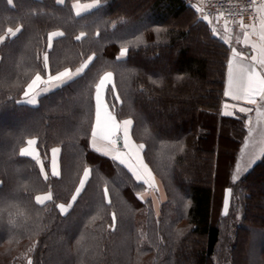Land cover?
Here are the masks:
<instances>
[{"label":"trees","instance_id":"obj_1","mask_svg":"<svg viewBox=\"0 0 264 264\" xmlns=\"http://www.w3.org/2000/svg\"><path fill=\"white\" fill-rule=\"evenodd\" d=\"M74 1L95 2L0 0V264H213L227 218L234 230L229 260L247 263L249 238L264 237V179L256 180L264 174V146L234 181L248 115L221 113L230 48L216 26L188 0H100L80 15ZM8 28L21 31L12 37ZM52 32L64 36L49 47ZM202 44L211 73L198 47L193 51ZM85 62L80 76L35 105L26 102L37 74ZM107 72L115 84L106 94L110 111L133 121L132 136L163 183L158 212L124 166L89 147L95 85ZM29 140L37 159L21 155ZM56 147L60 173L53 176ZM85 168L92 172L73 202ZM48 193L51 201L36 203ZM255 248L253 263L264 264V243Z\"/></svg>","mask_w":264,"mask_h":264},{"label":"snow or ice","instance_id":"obj_2","mask_svg":"<svg viewBox=\"0 0 264 264\" xmlns=\"http://www.w3.org/2000/svg\"><path fill=\"white\" fill-rule=\"evenodd\" d=\"M9 3H12V0H8ZM58 3L63 4L64 0H57ZM100 4V0H95L94 4L85 5L86 8L97 7ZM78 7V6H77ZM79 15V12H77ZM205 20H208V17H204ZM210 22V21H209ZM242 28L251 29L252 32L245 31L243 37V43L245 46L250 47L252 50V55H247L237 51L236 48H231V56L233 60L239 58L241 61L248 60L250 63L247 65H242L237 73L233 69V63L230 60L227 68V90L224 92L226 97L231 98L234 101H244L249 105H255L259 101H264V18H261L259 21V30L255 24L252 25H243L241 22ZM8 33L15 37L16 33L21 31L20 28H17L13 31L12 28H8ZM255 33L258 37L260 44L256 42H250V35ZM84 34L81 33V36H77L76 39L80 40ZM63 32H52L50 33L49 47H51L53 38L63 37ZM5 37L0 36V44L4 43ZM128 53V49L124 48L121 50L117 59L124 58ZM43 62L45 67L48 65V56L47 54L43 57ZM90 62V61H89ZM85 62L81 65L80 68L76 69V74L81 73L85 68L88 67V63ZM112 73L107 72L98 83L95 85V123L92 127L90 133V143L89 147L97 152H101V148L98 147V141L105 142L107 145H110L108 151H104L103 155L108 156L109 152L112 153L111 159L113 161H118L119 164L125 166L131 175L135 178L138 183L143 184L145 187H154L152 184V173L148 167V164L144 162L141 157V151L145 148L144 144H135L130 135V127L133 124V121L130 119H125L122 122L118 121L116 116L112 114L109 109L108 100L106 98L107 91L109 87L114 91L115 84L112 83ZM73 78V73L70 68H66L63 71H59L56 75H49L47 81H44L47 84L52 82H60L58 86H62L64 83L71 81ZM42 82L41 75L37 74L35 78L28 84L27 89L24 91V96L28 97L34 93ZM48 90V89H46ZM116 99H119L117 96ZM29 104H36L37 101L35 98L27 101ZM114 108L115 105H112ZM232 107L237 108V105H225V108ZM240 113H250L252 108L238 107ZM225 115H231L232 113L225 112ZM251 123V121H248ZM29 145L35 143L33 140L27 142ZM60 152L59 148L52 149V175L57 176L58 172L56 171V160L55 156ZM23 156H31L32 153L28 148H25L21 151ZM34 159L36 157H33ZM41 171L43 172V165L41 164ZM92 172L91 168H85L83 171V177L80 180V186L77 188L75 195L72 196V201L75 202L77 197L80 195V191L85 187L86 182L89 179L90 173ZM145 175L148 179H145ZM45 179H47V174L45 173ZM234 181L236 177L232 178ZM232 189L227 190L228 194H231ZM105 197L108 196V189H104ZM137 199H142V197L137 196ZM36 203L43 205L45 201H51L52 195L50 193L44 196H36ZM108 203L111 204V200H108ZM59 210L62 214L65 213L66 206L64 204L58 205ZM228 204L225 202V209H227ZM227 212H225V215ZM112 220L115 222L116 214H112ZM28 264H32L31 259L28 260Z\"/></svg>","mask_w":264,"mask_h":264},{"label":"rangeland","instance_id":"obj_3","mask_svg":"<svg viewBox=\"0 0 264 264\" xmlns=\"http://www.w3.org/2000/svg\"><path fill=\"white\" fill-rule=\"evenodd\" d=\"M189 3H191L195 9V11L198 12L200 11V6L197 3L196 0H188ZM200 15V14H199ZM200 17V16H199ZM204 23H207L209 25H214L215 27V35L222 40L223 42H225L231 51V48L234 47L235 45V38L231 37L229 35L228 32H226L227 30H225L227 27L225 25H222L220 23L216 24L212 21L207 22L205 20H203ZM196 45V44H195ZM199 49H198V48ZM197 48V50H196ZM206 48L202 45L199 46H193V51H195V55H199V56H203L202 58H206L208 60V63H210V68H209V72L211 73V65L213 64V62H211V60L209 58H207L206 54H205V50ZM215 63V61H214ZM48 76L42 77V82L40 83L39 87L37 88V90L32 93L30 96L25 97L26 98V102L30 99L35 98L36 99V94L40 95V94H45L48 93V91L50 92V90H52V88H54L53 84H47L44 81H47ZM31 83V82H30ZM42 83H45V86L42 85ZM58 83H56L57 86ZM28 86V85H27ZM27 89V88H26ZM25 89V90H26ZM41 89V90H40ZM48 89V90H46ZM40 90V91H39ZM37 101V99H36ZM37 104V103H36ZM35 105V104H32ZM260 114L258 112L257 115L253 116L251 123H248V136H247V140L244 144L242 153H241V158L239 160V163L237 164V168L235 171L234 176L237 178H239V176L241 175V173H243V171L248 168V165L250 164V162H252V160L255 158L256 154L261 150V148H263L264 146V123L260 122L261 119L263 120L264 118H262V115H264V108L263 109H259ZM34 141V140H33ZM99 147L101 148V152L103 153L104 151H108L110 149V146L107 145L105 142H101V145H99ZM28 148L29 151L32 153L31 157H36V159L38 158V150L37 147L34 144L32 145H27L26 147H24L23 149ZM112 153L109 152V157L111 158ZM39 164L41 166L42 162L39 161ZM43 165V164H42ZM44 166H43V171H44ZM51 171V170H50ZM45 173V171H44ZM59 175V174H58ZM145 179H148V177H145ZM264 179V174H258L256 177V180H258V182H261ZM152 184L154 185V187H146L147 188V192L146 193H142V197L144 199L150 197L153 201V207L155 209L156 212L159 211L161 204L166 201V193L164 191V189L161 187L160 184L155 183L152 181ZM80 186V185H79ZM79 188V187H78ZM81 192V191H80ZM46 194L40 195V196H44ZM46 202V201H45ZM69 207H66L65 212L68 211ZM232 221V219H231ZM233 227H232V222H230V218H227L224 221V224L222 225V235H221V240L219 243V248L217 249V252L213 258L214 261H212L213 264H231L230 259V247L231 244H233L234 242V235H233ZM264 237L261 235L260 237H256V236H251L249 238L248 241V248H247V252H246V256H247V263L245 264H254V257L257 256L256 251L257 249L255 247L261 246V244L264 243ZM254 254V255H253ZM28 264V262L26 263ZM191 264V262L189 263ZM193 264V261H192Z\"/></svg>","mask_w":264,"mask_h":264},{"label":"crops","instance_id":"obj_4","mask_svg":"<svg viewBox=\"0 0 264 264\" xmlns=\"http://www.w3.org/2000/svg\"><path fill=\"white\" fill-rule=\"evenodd\" d=\"M57 1V0H56ZM66 1L67 0H64V3L63 4H60V3H58L59 5H64L65 3H66ZM95 2H80V1H74L73 2V4H72V6H73V11H74V13L77 15V12H79V15L80 14H83V13H86V12H89L90 10H92L93 8H91V9H89V8H86V7H84L85 5H90V4H94ZM78 6V7H77ZM261 18H264V0H263V3H262V5H261V7H260V9H259V17H258V21L256 22V23H254L255 25H256V27H257V30H259V21H260V19ZM227 28L225 29V30H227L226 32H228L229 33V35L231 36V37H234L235 38V45H234V48H236L237 49V51H240V52H242V53H246L247 55H252L253 53H252V50H251V48L250 47H247V46H245L244 45V43H243V37H244V32L245 31H248V32H252V30L251 29H248V28H242L241 26H239V27H237V28H232L231 26H229V25H227L226 26ZM56 38V37H55ZM55 38H53V40L55 39ZM250 42H256L258 45L260 44V42L258 41V37H257V35L255 34V33H252L251 35H250ZM232 61V63H233V69L238 73L239 72V69H240V67L242 66V65H247L248 63H250V61H248V60H244V61H241L239 58H236L235 60H233V58H232V56H231V51L229 52V56H228V60H227V65H228V63H229V61ZM83 65V64H82ZM81 66H79V67H77V68H80ZM76 68V69H77ZM76 69H71L72 70V73H73V78H72V80L73 79H75L76 77H78V76H80L85 70H86V68L81 72V73H79L78 75L76 74ZM112 73V72H111ZM227 73H228V68H227V66H226V76H225V83H224V88H223V93L227 90ZM57 73H55V74H48L47 76H49V75H56ZM106 74V73H105ZM105 74H103L102 76H101V78L105 75ZM113 74V73H112ZM42 77V76H41ZM100 78V79H101ZM113 81H114V74L112 75V83H113ZM56 83H58L57 84V86H56ZM68 83V82H67ZM51 84H53L54 85V88H52V90H50V92H52V91H54V90H56V89H58V88H60L61 86H58L59 84H60V82H52ZM64 84H66V83H64ZM63 84V85H64ZM42 85H44L45 86V83H42ZM62 85V86H63ZM41 90V89H40ZM39 90V91H40ZM49 91H48V93H50ZM48 93H45V94H36V99L38 100L41 96H44V95H46V94H48ZM224 97H225V101L223 102V105H222V110H221V113H222V115H224V116H233L236 112H239L238 111V107H246V108H252V111L250 112V113H247V115H248V120H247V124H248V121H252V118H253V116H255V115H257L258 114V112L260 113V111H259V109H263L264 108V101H259L258 100V102H257V104H255V105H249V104H247V103H245L244 101H234V100H232L231 98H229V97H226L225 95H224ZM28 103V102H27ZM233 105V104H235V105H237V108H232V107H228V108H225V105ZM32 105V104H31ZM225 112H228V113H232L231 115H225L224 113ZM113 114V113H112ZM260 114H263V113H260ZM114 115V114H113ZM262 118H264V115H262ZM126 119H130V118H126ZM118 120V119H117ZM123 120H125V119H123ZM123 120H118V121H120V122H122ZM131 120V119H130ZM261 123L263 122L264 123V119L262 120L261 119V121H260ZM94 123H95V118H94ZM94 125V124H93ZM132 126H133V124H132ZM132 126L130 127V135H131V137H132V140L134 141V143L135 144H139V143H137L135 140H134V138H133V136H132ZM99 145H101V142L100 141H98V147H99ZM110 146V145H109ZM111 147V146H110ZM56 148H58V147H56ZM60 149V148H59ZM101 154H103L102 152H100ZM107 157H109V156H107ZM141 157L143 158V160H144V162L146 163V161H145V158H144V155H143V150L141 151ZM110 158V157H109ZM52 160H53V155H52V150H51V154H50V165H51V173H52ZM55 160H56V171L58 172V174L60 173V165H59V160H60V152L59 153H57L56 154V156H55ZM118 162V161H117ZM119 163V162H118ZM123 166V165H122ZM125 167V166H124ZM149 167V166H148ZM126 168V167H125ZM127 169V168H126ZM150 169V168H149ZM128 170V169H127ZM151 170V169H150ZM151 173H152V181L153 182H155V183H158V184H160L161 185V187L164 189V186H163V183L161 182V180L151 171ZM58 176V175H57ZM145 177H147L146 175H145ZM164 191H165V189H164ZM166 195V194H165Z\"/></svg>","mask_w":264,"mask_h":264},{"label":"built area","instance_id":"obj_5","mask_svg":"<svg viewBox=\"0 0 264 264\" xmlns=\"http://www.w3.org/2000/svg\"><path fill=\"white\" fill-rule=\"evenodd\" d=\"M200 6L202 18L216 24L229 25L237 28L252 25L258 21L259 9L263 0H196Z\"/></svg>","mask_w":264,"mask_h":264}]
</instances>
